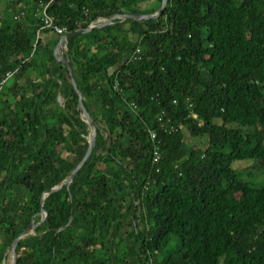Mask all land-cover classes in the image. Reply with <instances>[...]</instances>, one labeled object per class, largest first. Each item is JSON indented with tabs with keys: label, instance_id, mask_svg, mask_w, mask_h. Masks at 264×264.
I'll use <instances>...</instances> for the list:
<instances>
[{
	"label": "trees",
	"instance_id": "obj_1",
	"mask_svg": "<svg viewBox=\"0 0 264 264\" xmlns=\"http://www.w3.org/2000/svg\"><path fill=\"white\" fill-rule=\"evenodd\" d=\"M149 1L0 11V264L30 224L14 264H264V0H165L54 51ZM76 91L94 144L46 194L87 148Z\"/></svg>",
	"mask_w": 264,
	"mask_h": 264
},
{
	"label": "water",
	"instance_id": "obj_2",
	"mask_svg": "<svg viewBox=\"0 0 264 264\" xmlns=\"http://www.w3.org/2000/svg\"><path fill=\"white\" fill-rule=\"evenodd\" d=\"M164 5H165V0H161L160 7H159L158 11L155 14H153V15H149V16H146V15H122V16L114 15L111 18H109L108 20H106V21H104V22H102V23H100V24H98L96 26L88 27V28H86L84 30H76V31H74L72 33L65 34V35L61 36L58 39V42H57V44H56V46L54 48V51L55 52L58 51L60 46H61V43L64 42L67 38L75 36V35L86 33V32L90 31L93 28H100L102 26L108 25V24L111 23V21H113L115 19H125V18H127V19H135V20H147V19H150V18H156L161 13V11L164 9ZM56 60L58 62H60L64 66V68L66 69L68 75L70 76V82L72 84V87L75 88V84H74V82H73V80L71 78V70H70V66H69V63H68L67 59L62 57V56H57ZM76 93H77V104H78V107H79V109L81 111V117L84 119L85 123L88 125V128L91 131L90 137L87 140V148H86L85 154L83 155V157L81 158L79 163L76 165L74 170L71 172L69 177L64 182H62L58 188H52V189L48 190L46 192V194H49V193L54 192V191H57L62 185H66L67 186L71 182V179L73 178L75 173L83 165V163L85 162V160L89 156V154L91 152V149L93 147V144H94V139H95L94 124L90 120L88 114L86 113V111L84 110V108L82 106L81 97H80L79 93L77 91H76ZM34 227H35L34 225L30 224L11 243L10 255H9L10 264H14V262H15L14 249H15V245H16L17 240L22 238L23 236H25L27 233L31 232Z\"/></svg>",
	"mask_w": 264,
	"mask_h": 264
},
{
	"label": "rangeland",
	"instance_id": "obj_3",
	"mask_svg": "<svg viewBox=\"0 0 264 264\" xmlns=\"http://www.w3.org/2000/svg\"><path fill=\"white\" fill-rule=\"evenodd\" d=\"M154 3L153 0L149 1L146 4V7H151ZM21 8V5L17 3V0H0V11L1 12H7L12 14V12H16L18 9ZM57 102L61 105L62 100L60 97L57 98ZM256 139L260 138V134L256 133ZM189 142V141H188ZM194 142L193 140L191 141ZM201 147V146H200ZM231 168L238 171H243L242 173V179H253L254 181H258L261 179L259 172L257 171L256 167H253V161L251 160H242V161H236L231 164ZM250 174V175H248ZM260 177V178H259ZM5 264H10V260H7Z\"/></svg>",
	"mask_w": 264,
	"mask_h": 264
},
{
	"label": "built area",
	"instance_id": "obj_4",
	"mask_svg": "<svg viewBox=\"0 0 264 264\" xmlns=\"http://www.w3.org/2000/svg\"><path fill=\"white\" fill-rule=\"evenodd\" d=\"M52 1V0H50ZM48 3L46 5H43L41 7V10L37 12L36 14V18L38 20V23H39V30H43V29H51L52 31L55 32V34L57 35H62L64 33V29L62 28H59L57 26H55L53 24V20L47 15L46 13V7H47ZM22 15V13H20V16ZM139 50L136 49L134 51V53H138ZM10 77V74H6L5 76V79L9 78ZM4 81L1 82V84L3 83ZM150 139L151 141H154L155 140V135L154 133H150ZM158 159V154L156 152V149L154 148L153 152H152V162L155 163Z\"/></svg>",
	"mask_w": 264,
	"mask_h": 264
}]
</instances>
